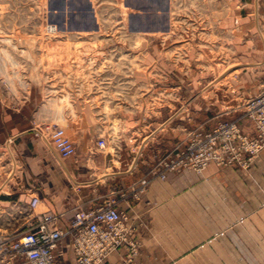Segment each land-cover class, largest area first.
<instances>
[{"label": "rangeland", "instance_id": "obj_1", "mask_svg": "<svg viewBox=\"0 0 264 264\" xmlns=\"http://www.w3.org/2000/svg\"><path fill=\"white\" fill-rule=\"evenodd\" d=\"M197 9L191 0H0V88L18 97L42 93L38 118L46 138L61 127L75 151L78 140L92 138L97 153L137 154L142 171L151 158L129 187L133 196L174 172L188 179L181 190L206 229L244 233L259 209L246 201L264 198L246 193L244 178L229 171L257 167L264 125L257 128L249 103L264 81L242 80L233 50L182 47L181 34L202 27ZM210 166L222 176L206 175ZM124 211L128 239L120 264H132L136 226Z\"/></svg>", "mask_w": 264, "mask_h": 264}, {"label": "crops", "instance_id": "obj_2", "mask_svg": "<svg viewBox=\"0 0 264 264\" xmlns=\"http://www.w3.org/2000/svg\"><path fill=\"white\" fill-rule=\"evenodd\" d=\"M191 1L197 4L202 30L187 28L181 34L182 47L233 50L241 79L264 81V0ZM42 112L43 95L37 90L18 97L0 88L1 230L25 228L32 195L57 215V225L64 229L69 228L76 208L93 209L114 196L116 206L126 210L129 222L136 226L138 252L132 264H264V200L246 201L259 208L249 217L250 231L213 233L190 213L188 191L181 190L188 188L185 176L169 172L165 179L154 177L142 193L133 196L129 187L145 174L151 158L142 171L139 167L144 160L137 154L97 153L92 138L78 140L74 154L61 157L51 139L42 135L44 123L38 118ZM239 121L243 130L253 132L250 120L242 116ZM183 138L181 132V142ZM255 161L257 167L229 173L244 178L240 182L246 193L264 198V148ZM204 173L221 177L223 171L210 166ZM202 182L193 188L199 189ZM65 238L64 254L58 260L75 264L70 236ZM124 253L121 247L102 264H120Z\"/></svg>", "mask_w": 264, "mask_h": 264}, {"label": "built area", "instance_id": "obj_3", "mask_svg": "<svg viewBox=\"0 0 264 264\" xmlns=\"http://www.w3.org/2000/svg\"><path fill=\"white\" fill-rule=\"evenodd\" d=\"M249 109L254 114L257 128L262 129L264 85L250 100ZM231 126L236 127L235 123ZM50 138L61 157L74 154V143L63 128L54 127ZM97 145L103 148L105 140L99 138ZM40 202L38 196L30 197L27 210L31 215L26 218L24 229L19 232L0 229V264H16L18 261L60 264L58 258L64 254L62 242L67 235L70 236L75 264H102L128 239L125 227L127 214L116 206L113 198L93 209L76 208L67 229L57 225V215L53 211L37 209ZM130 250H136L134 244H131Z\"/></svg>", "mask_w": 264, "mask_h": 264}, {"label": "bare ground", "instance_id": "obj_4", "mask_svg": "<svg viewBox=\"0 0 264 264\" xmlns=\"http://www.w3.org/2000/svg\"><path fill=\"white\" fill-rule=\"evenodd\" d=\"M57 112H60V109H58Z\"/></svg>", "mask_w": 264, "mask_h": 264}]
</instances>
